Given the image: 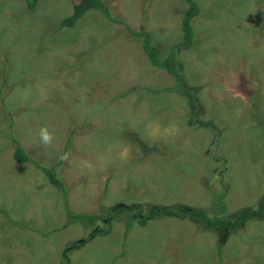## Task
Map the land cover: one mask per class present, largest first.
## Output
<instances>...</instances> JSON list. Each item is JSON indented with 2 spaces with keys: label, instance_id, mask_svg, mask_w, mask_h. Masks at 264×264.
I'll list each match as a JSON object with an SVG mask.
<instances>
[{
  "label": "rangeland",
  "instance_id": "rangeland-1",
  "mask_svg": "<svg viewBox=\"0 0 264 264\" xmlns=\"http://www.w3.org/2000/svg\"><path fill=\"white\" fill-rule=\"evenodd\" d=\"M73 1L40 0L30 11L0 0V209L36 230L58 229L42 237L0 213V264H62L68 241L89 237L81 224L62 229L61 194L13 159L9 116L20 145L45 166L75 131L56 169L74 211L179 204L230 217L254 208L264 192V0H196L193 49L178 52L194 125L179 92L159 91L173 78L149 64L128 31L150 33L163 59L181 40L186 3L103 0L122 25L94 13L60 27ZM123 232L115 223L70 253V264H217L219 243L223 264H264V219L223 237L177 219Z\"/></svg>",
  "mask_w": 264,
  "mask_h": 264
},
{
  "label": "trees",
  "instance_id": "trees-1",
  "mask_svg": "<svg viewBox=\"0 0 264 264\" xmlns=\"http://www.w3.org/2000/svg\"><path fill=\"white\" fill-rule=\"evenodd\" d=\"M28 10H33L37 5V0H23ZM187 7L183 13L181 21V40L178 43L173 44L168 50L165 58L160 57V49L154 44L153 38L150 33L146 31H134L130 30L129 34L140 45V48L146 56L149 64L154 68L164 70L171 78H173L174 84L171 87L163 88L159 90L165 93H180L187 101V105L190 110L191 119L189 124H197L192 117L196 112V99L192 94L191 88L188 86L187 77L182 72L180 62L178 59L179 51H188L193 49L194 31L193 20L199 16L201 10L196 0H183ZM89 11H97L105 20L110 23L122 25L121 21L112 17L109 8L104 4L103 0H77L72 3V14L65 18L60 27L73 28L76 23L83 18V16ZM4 88V84L2 85ZM10 140L14 145L13 159L19 164H32L38 171H40L48 183L59 192L63 198L64 203V223L63 228H69L77 224H81L88 230L89 237L82 243H75L68 241V245L64 247L61 255L62 264H70V253L79 250L83 245L92 241L97 237H105L112 232L115 223L121 222L124 227V238H127L132 230L133 223L139 227H145L148 223L153 221H159L164 219H177L180 221H190L195 223L199 229L212 232L219 237H223L232 232H240L244 226L250 221H262L264 219V192L258 197L256 206L252 209L241 210L235 215L230 217H224L220 211H205L202 209H195L186 207L183 205L172 206H159L155 204L135 203L131 205H120L117 207H104L101 204L98 206V211L95 213H83L72 210L69 207V189L65 182L58 176L56 169L63 164L64 152L69 150L71 144V137L75 131L68 134L65 145L63 146V152L59 156L58 160L50 165L45 166L39 162L33 160L25 149L20 145L18 139L13 133L14 121L11 116L8 117ZM105 197V191L103 187H100L97 202L102 201ZM0 213L3 214L12 223L17 224L31 232L38 233L42 237H48L58 229L42 232L26 226L22 222L11 218L9 213L0 209ZM125 245V244H124ZM217 264H223L222 245L217 246ZM121 255V254H120Z\"/></svg>",
  "mask_w": 264,
  "mask_h": 264
},
{
  "label": "clouds",
  "instance_id": "clouds-1",
  "mask_svg": "<svg viewBox=\"0 0 264 264\" xmlns=\"http://www.w3.org/2000/svg\"><path fill=\"white\" fill-rule=\"evenodd\" d=\"M40 138H41V142L44 144L50 143L52 139L51 134L46 129L41 130Z\"/></svg>",
  "mask_w": 264,
  "mask_h": 264
},
{
  "label": "crops",
  "instance_id": "crops-1",
  "mask_svg": "<svg viewBox=\"0 0 264 264\" xmlns=\"http://www.w3.org/2000/svg\"><path fill=\"white\" fill-rule=\"evenodd\" d=\"M22 1H23V0H22ZM39 1H40V0H37V4L39 3ZM50 1H53V0H50ZM23 2H24V1H23ZM24 4H25V2H24ZM25 6H26V4H25ZM36 7H37V5H36ZM36 7H35V8H36ZM35 8H34V9H35ZM34 9H33V10H34ZM30 11H32V10H30ZM94 13H98V12H97V11H93V12H91V13H88V12H87V13L83 16V18H82L80 21H81V22L84 21V19H86V17H88V16H90L91 14H94ZM71 14H72V5H71V8H70L69 15H66V16L62 19V21H63L65 18L69 17ZM88 14H89V15H88ZM62 21H61V22H62ZM78 22H79V21H78ZM78 22H77V23H78ZM76 25H77V24H76ZM76 25H75V26H76ZM75 26H74V27H75ZM74 27H73V28H74ZM64 28H66V27H64ZM66 29H69V28H66ZM70 29H71V28H70ZM180 29H181V26H180Z\"/></svg>",
  "mask_w": 264,
  "mask_h": 264
}]
</instances>
